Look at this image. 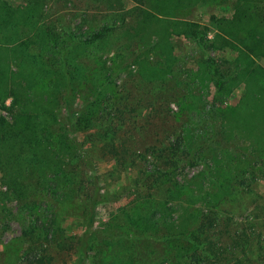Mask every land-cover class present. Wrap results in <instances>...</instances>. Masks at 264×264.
Here are the masks:
<instances>
[{
	"label": "rangeland",
	"instance_id": "rangeland-1",
	"mask_svg": "<svg viewBox=\"0 0 264 264\" xmlns=\"http://www.w3.org/2000/svg\"><path fill=\"white\" fill-rule=\"evenodd\" d=\"M0 1L7 2L13 8L24 3V0ZM122 2L125 11L110 14L112 11L107 0H47L48 17L45 21L53 22L56 31L64 28L81 34L98 31L106 24L111 26V32L102 43L97 47L91 46L88 53L79 55L78 61L85 68V77L74 82L73 116H76L82 102L86 105L98 97L96 118L99 119L96 121L93 116L94 123L82 126L85 129L77 130L74 135L64 137L73 142L65 141L77 151L74 156L63 155L62 177L58 181L59 194L53 195L52 191L42 188L36 195L40 208H48L50 205L48 220L52 215L55 216V222L52 223L55 230L48 235L46 231L37 232L40 239L23 238V231L29 226L32 214L22 210L20 202L13 196L5 198L3 195L8 189L2 179L4 163L0 161V264H102V254L113 250L114 245H104L106 238L101 237L100 232L111 230V226H108L111 224L120 226L118 233L128 237L135 238L140 234L148 236L143 237L142 241L141 238L134 240V244L141 245L136 253L137 264H187L193 250L186 242L169 246L168 242L159 239L165 232L163 228L155 232L150 229V220L164 215L168 216V226L172 231L180 230L182 222L179 217L188 205L185 197L188 189H183L186 184L193 191L202 189L201 198L192 202L194 217L191 229L195 227L198 216L207 212V208L215 211L223 225L219 230L224 231L227 225L226 230L230 235L243 232L251 237V252L258 255L251 254V261L238 264H264V252H259L264 251V153L251 157L248 148L237 147L238 152L245 153L238 156L240 164L231 169L230 173H224L221 169L219 173H214L217 178L220 174L221 179L217 185L209 181L210 175L204 171L207 167L213 172L215 163L217 151L210 150L207 143L210 139L222 143L224 149L232 147L231 142L221 136L220 122L214 120L229 118L237 109V102L244 97L245 79L238 78L236 65L239 51H244L249 57L247 62L251 66L248 72L258 66L264 68V54L254 55L244 48L255 42L236 28L237 24L247 18L241 11L246 10L251 15L257 12L262 14L264 0H197L188 7L174 10L172 15L152 11L148 4L137 0ZM142 11L146 15L148 12L154 14L152 17L157 21L153 20V27L146 28L143 24L142 20L147 18ZM175 21L194 24L195 29L197 27L199 46L191 35L195 29L188 30V34L183 33L186 30L181 31L176 27L171 30V22ZM24 31L25 34L28 32L22 29L21 33ZM160 33L167 34L164 36H167L171 55L176 61L177 76L174 80L145 75L142 68H138V63L130 61L114 75L110 85L102 84L98 75L103 63L110 65L117 54L124 55L119 60L124 62L137 55L146 44H152L151 52L149 55L140 54V60L146 59L149 68L152 64L159 66L167 55L161 49H155L157 39L162 37ZM2 36L0 32V48L11 50L19 46V38L5 42ZM21 37L23 39L25 36ZM30 52L37 54V50L31 49ZM7 53H10L7 57L0 56L9 62L7 83L0 88V132L5 126L16 129L12 115L17 109L16 104H12V91L16 88L27 90L29 86L30 95L38 94L44 82H48L45 77L48 74V62L53 61L50 56L44 58L48 62L41 69V87H36L20 69L18 60L11 58V51ZM208 56L216 60L222 77L233 78V82L226 86L225 93L217 96L213 94L214 81L208 84L203 81L204 74H207L201 65ZM54 65L52 71H56ZM59 79L57 76L53 82H57L58 89L63 92L65 87H61ZM62 94L65 96L66 92ZM187 94L197 99V108L187 107L183 99ZM3 103L6 109L2 108ZM59 106L58 112L62 117L67 103L62 101ZM107 112L112 115L101 119ZM107 125L115 129L117 139L123 140L118 151L112 152L109 149L112 144L109 141H101L102 130ZM65 129L67 125L61 124L58 134L62 135ZM179 133L187 146L197 147V156L201 161L181 163L180 169L173 175L178 185L172 186L174 181L168 180V177L156 180L151 176L155 160L147 154V150L162 149L168 154L171 143ZM122 148H126L127 153H122ZM133 159L134 163L130 165ZM48 179L54 180L51 177ZM94 182L99 185L104 202L96 209L94 226L98 232L95 233V239H91L94 245L81 263L77 260L75 249L68 243L70 236L82 237L84 234V222L89 214L87 196H91ZM169 189L175 193L174 198L170 197ZM185 225L190 228L191 223ZM44 237H47L46 241ZM225 239L216 242L217 247L224 248L227 245ZM120 241L116 240L118 245L122 244ZM41 247L45 251L41 252ZM226 253L224 262L206 257L205 254H199L195 262L233 264L231 256ZM40 257L41 262H38Z\"/></svg>",
	"mask_w": 264,
	"mask_h": 264
},
{
	"label": "trees",
	"instance_id": "trees-1",
	"mask_svg": "<svg viewBox=\"0 0 264 264\" xmlns=\"http://www.w3.org/2000/svg\"><path fill=\"white\" fill-rule=\"evenodd\" d=\"M138 1V0H137ZM197 0H150L148 5L150 10L162 13L174 14V10H180L190 6ZM239 2H246L250 0H238ZM47 0H24V3L16 8L11 7L7 2L0 1V32L3 33L2 39L5 42H10L13 39L19 38V46H15L11 50L0 48V56L7 57L11 51V58L18 60L19 67L30 78L31 83L36 87H41L42 83V68L45 67V63L48 61L44 58L50 56L53 61L49 60L48 74L45 75L48 82H44L40 88V92L36 95H30V88H17L12 91L13 105L16 106L17 112L12 116L14 119V125L16 129L5 126L0 132V161L4 163L2 170L3 181L7 185L8 191L3 193L5 196H13L18 202L22 210H27L32 214V219L27 228L23 231V238L28 239H40L37 232L46 231V235L55 230L53 224L55 222V216L49 217V207L40 208L37 205L36 195L39 190L46 188L53 192V195L59 194V180L62 177V165H64L63 155L66 154L69 157L76 153V148H72L68 143L69 141L66 135H74L77 130L85 129L82 126L90 125L95 120L93 116H97V105L99 98H95L93 102H88L86 105L79 106L76 116H73L72 99L75 93L74 82L80 78H84V66L79 63V55L88 53L93 47H97L106 38L107 34L111 32V26L106 24L104 27L95 32L81 33L79 31L73 32L70 29L62 28L60 31H56L54 23L46 22ZM110 5L109 8L112 11L110 14H117L124 12L125 7L122 0H107ZM141 3V2H140ZM241 11V10H240ZM143 12V11H142ZM246 14L247 17L244 21L236 25L239 33L244 32L246 38L251 39L255 43L249 47L254 55L264 54V12L256 15H251L246 10L241 11ZM143 14H145L143 12ZM151 12L145 14L147 19H143V24L147 27L152 26L155 17H152ZM157 21V20H156ZM171 30L176 27L183 33L188 34V30H193L194 24L186 22L175 21L171 22ZM153 27V26H152ZM187 27V28H185ZM22 29H27L21 33ZM169 29V27H168ZM197 27L195 31H192L191 35L199 46V40L197 37ZM79 32V33H78ZM169 36L170 34V30ZM162 36L157 39V45L154 47L156 50L167 53L165 59L159 66L152 64V67H148L145 62L146 59L140 60V54H150L152 44H146L144 48L137 52V55L127 59L126 61H119L123 58V54H117L116 58H112L110 65L101 66L99 70L98 78L102 80V84L107 86L111 84V80L119 71L132 62L139 64L138 68H142V73L149 74L150 77H158L161 79L174 80L176 78V61L171 55V48L167 39L164 36L166 33H160ZM22 35L25 37L22 39ZM167 35V34H166ZM29 45L31 48L29 49ZM37 50V54H31L29 51ZM142 50V51H141ZM89 54H92L90 52ZM58 56V58H52ZM146 56V55H145ZM239 58L236 61L238 66L239 75L245 79V91L244 97L238 101L236 110L233 111L229 118H219L214 122H220V133L222 138L231 142L232 147L228 149L223 148V144H218V141L214 139H208L207 142L212 152H216L214 157L213 172L207 167L204 171L210 175L209 181L217 185L221 178L213 175L219 173L220 169L224 173H230V170L234 167H238L240 160L238 156L242 155V151L238 152L237 147H246L249 150V155L254 157L264 153V68L257 67L249 70L251 64L249 57H247L244 51H239ZM43 58V59H42ZM147 58V57H145ZM32 61V62H31ZM243 61V62H242ZM52 62V63H51ZM50 63V64H49ZM56 67V71H52L53 66ZM9 62H6L0 57V88L7 83L6 72L8 70ZM207 76H205V82L211 83L214 81L213 94L215 96L225 93L229 82H233L231 76L222 77L218 71L217 62L212 57H207L202 63ZM201 66L199 71L201 70ZM148 70V71H147ZM57 73L62 75L59 79L61 87H65L63 92H66L65 96H62L63 92L58 89L57 82L54 83L53 79L57 78L54 75ZM26 81V80H25ZM226 87V88H225ZM63 90V89H62ZM52 92V93H51ZM60 93L62 95H60ZM188 108H197L196 98L191 94L184 95ZM67 103V107L63 116L58 112L60 102ZM2 108H5L4 103ZM213 110V109H211ZM112 113L107 112L105 117L101 119H107ZM99 118H96L98 121ZM108 121L112 122L111 119ZM61 124L67 125V129L63 131V134H58V128ZM109 128V129H106ZM214 132H212V137ZM211 137V138H212ZM68 143H66V142ZM101 141H109L111 146L109 149L114 152L118 151L119 147H122L123 140L116 138V131L110 125H107L102 130ZM215 142V143H214ZM242 144L243 146L239 145ZM201 149V147H199ZM197 147L187 146L184 142L182 134L179 133L171 147L166 154L165 150L158 149L152 150L149 148L147 154L155 160L151 176L155 179H161L168 177V180H173L172 186L178 185L173 175L180 169L181 163L185 161H201L197 156ZM122 153H127L126 148H122ZM238 154V155H237ZM245 154V153H244ZM119 162V160H118ZM125 163V161H124ZM134 163V159L131 160L130 165ZM50 170V171H48ZM50 172V173H49ZM222 175V174H221ZM49 177L54 180L48 179ZM57 182V183H56ZM243 184V182H240ZM187 185V184H186ZM183 185V189H188L185 194L188 201L187 207H185L179 217L182 222V226L178 231H172L168 226V216L158 215L155 220H150V229L155 232L160 227L165 230L164 234L159 239L169 243V246L174 247L183 242H186L192 251L191 259L187 264H196L195 259L199 258V254H205L206 257L224 262L226 254L231 256L230 261L233 264L243 263L244 261H251L250 255H256V252H251V237L247 233H236L230 235L225 229H221V225L218 217L214 213L215 211L208 210L202 212L197 220L195 227L192 226V218L194 217V208L192 202L201 198L202 189L191 190L190 187ZM94 189L91 196H87L89 199V214L85 219L84 234L82 237L70 236L69 243L75 249L77 260L83 262L86 259V255L94 245L91 239H95V233L98 232L95 229V216L96 209L104 202L100 195V187L97 183H93ZM39 191V192H38ZM170 197L174 198L175 193L168 190ZM211 211V212H210ZM191 223L190 228L185 224ZM111 226V230H101V237H105L103 241L104 245L111 246L113 250H107L102 254V264H137L138 256L136 255L140 244H134V240L147 235L140 234L141 236L128 237L123 233H118L120 226L117 224L108 225ZM226 238L227 245L224 248L217 247L216 242L222 241ZM42 239V237H41ZM45 241L47 237H44ZM116 240H121L122 244L118 245ZM63 242V241H62ZM116 245V246H115ZM31 250V249H30ZM263 250V249H262ZM45 251L44 247H41V252ZM264 252V251H259ZM258 255V254H257ZM41 262V257L38 259ZM199 262V260H198ZM203 263V260L201 261ZM229 262V261H227Z\"/></svg>",
	"mask_w": 264,
	"mask_h": 264
},
{
	"label": "crops",
	"instance_id": "crops-1",
	"mask_svg": "<svg viewBox=\"0 0 264 264\" xmlns=\"http://www.w3.org/2000/svg\"><path fill=\"white\" fill-rule=\"evenodd\" d=\"M138 1H140L143 4H148L150 0H138Z\"/></svg>",
	"mask_w": 264,
	"mask_h": 264
}]
</instances>
